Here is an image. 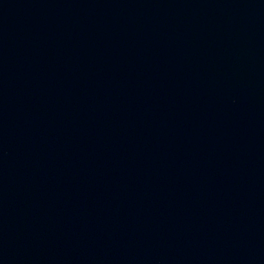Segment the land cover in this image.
Masks as SVG:
<instances>
[{"label":"water","instance_id":"1","mask_svg":"<svg viewBox=\"0 0 264 264\" xmlns=\"http://www.w3.org/2000/svg\"><path fill=\"white\" fill-rule=\"evenodd\" d=\"M0 264H264V0H0Z\"/></svg>","mask_w":264,"mask_h":264}]
</instances>
